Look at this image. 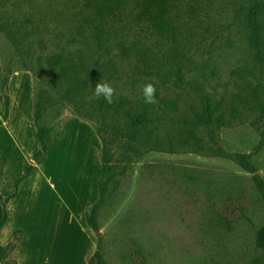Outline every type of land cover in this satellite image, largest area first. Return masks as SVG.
I'll return each instance as SVG.
<instances>
[{
  "label": "rangeland",
  "instance_id": "374dc122",
  "mask_svg": "<svg viewBox=\"0 0 264 264\" xmlns=\"http://www.w3.org/2000/svg\"><path fill=\"white\" fill-rule=\"evenodd\" d=\"M73 1L0 0V70L3 76L32 71L37 95L53 102L46 116L53 126L82 117L95 127L116 128L120 120H103L95 111L104 98L93 88L102 79L115 89L114 102L151 112L149 151L138 157L125 139L113 146L116 176L98 218L106 264H261L255 239L264 224V203L234 159L251 154L264 135V119L248 113L238 98L264 92V76L245 35L252 0H190L192 10L185 8L181 15L183 29L202 45L195 65L170 80L135 72L133 66L117 69L103 50L144 51L138 31L120 26L100 54L87 27L78 28L79 4ZM54 55L69 70L59 83H53L59 68L46 62ZM149 82L157 89L155 104H145L141 96L140 86ZM189 83L221 102L233 126L210 135L188 122L197 106L186 89ZM233 109L238 118L232 117ZM192 132L203 138L197 150L191 146ZM253 163L264 180V148ZM71 235L76 239L54 243L64 244L66 254L74 256L69 264H77L74 248L98 241L84 225Z\"/></svg>",
  "mask_w": 264,
  "mask_h": 264
},
{
  "label": "trees",
  "instance_id": "16d2710c",
  "mask_svg": "<svg viewBox=\"0 0 264 264\" xmlns=\"http://www.w3.org/2000/svg\"><path fill=\"white\" fill-rule=\"evenodd\" d=\"M73 2L79 4V12L74 16V19L78 18L80 21L78 28L87 27L85 31L90 32L91 39L95 42L100 54V47L109 37L117 36L116 30L120 26L134 27L138 31V37L146 47L144 51H130L123 47L116 53H112L109 49L103 50V54L110 57V61L117 69L127 65L133 66L135 72L159 75L170 80L178 78L185 67L195 65V54L202 42L196 40L187 29H183L181 21L183 10L185 8L192 10V6L189 4L190 0H75ZM244 27L248 47L255 55L258 69L264 76V0H252L249 12L245 16ZM46 62L50 68H59L57 78L53 83H59L68 77L69 70L60 63L58 55L48 57ZM14 71L16 70L8 71L7 75L3 76L0 70V89L5 106L0 125L7 120L9 115V80ZM30 72L32 73V71ZM186 89L197 98V106L193 107L194 120H192L193 122L188 120L194 124L196 129H202L209 132L210 135H214L215 132H220L223 128L233 126V120L225 117L222 103L215 102L212 96L207 94L201 86L189 83ZM238 98L240 102L245 104L248 113L261 116L264 119V92L255 90L245 99L241 96ZM52 103L45 97L44 93L37 95L34 77L33 117L37 130L38 150L26 174L17 181L14 193L9 197L0 195L3 209L0 231L8 220L7 204L9 200L17 196L22 184L50 151L56 133L67 122L57 126L48 124L46 116L53 107ZM171 105L176 107L173 101H171ZM95 111L103 120L113 117L121 121L118 122L119 125L116 128H110L104 123L100 127L94 126L102 142L100 151L102 175L99 181L98 200L89 208L91 228L98 242L94 253L88 257L87 264H106L98 218L99 211L109 194L110 184L116 176V168L113 165V146L117 141L121 142L125 139L132 144L133 151L138 157L149 151L152 143V129L149 122L152 118L151 112L145 106H126L123 102L114 101L108 104L104 99L98 102ZM231 115L233 118H238V110L233 109ZM78 118L91 123L88 119ZM190 137L195 140V143L188 142V145L191 144L195 150H197L196 147H202L203 138H199L194 132L191 133ZM155 143L158 145L159 141L155 140ZM263 148L264 135L251 154H239L234 159L250 175L253 187L264 203V180L253 163V156ZM23 237L24 233L17 230L13 240L8 245L0 243V264H18L16 249ZM255 243L264 258V224L256 232ZM261 264H264V261Z\"/></svg>",
  "mask_w": 264,
  "mask_h": 264
},
{
  "label": "crops",
  "instance_id": "0c3cea01",
  "mask_svg": "<svg viewBox=\"0 0 264 264\" xmlns=\"http://www.w3.org/2000/svg\"><path fill=\"white\" fill-rule=\"evenodd\" d=\"M8 94L9 115L0 125L3 197L14 193L17 181L26 174L38 150L33 74L28 70L14 71ZM4 109L0 89V120ZM101 149L102 142L94 126L78 117L67 120L56 133L50 151L7 204L8 220L0 231V243L8 245L17 230L24 233L16 249L18 264H69L74 256L66 254L64 244L54 242L66 237L69 242L75 240L72 230L81 225L93 233L89 208L98 200ZM2 217L0 201V221ZM96 247L84 243L74 248L81 260L77 264H87Z\"/></svg>",
  "mask_w": 264,
  "mask_h": 264
},
{
  "label": "clouds",
  "instance_id": "9594fccd",
  "mask_svg": "<svg viewBox=\"0 0 264 264\" xmlns=\"http://www.w3.org/2000/svg\"><path fill=\"white\" fill-rule=\"evenodd\" d=\"M94 94L97 97L103 96L104 100L111 104L113 103V97L115 95V89L103 79L96 83L95 88H93ZM141 96L145 104H155L157 89L155 85L151 82L145 83L140 86Z\"/></svg>",
  "mask_w": 264,
  "mask_h": 264
}]
</instances>
